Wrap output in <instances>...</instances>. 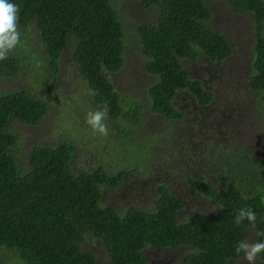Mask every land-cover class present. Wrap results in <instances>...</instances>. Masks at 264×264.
<instances>
[{
  "label": "trees",
  "instance_id": "16d2710c",
  "mask_svg": "<svg viewBox=\"0 0 264 264\" xmlns=\"http://www.w3.org/2000/svg\"><path fill=\"white\" fill-rule=\"evenodd\" d=\"M128 1H136L142 10L152 8L155 16L133 26L127 37L112 0H9L20 8L21 40L9 58L0 61V83L23 71L32 81L26 89L0 90V264L8 257L22 264H96L94 253L83 245L97 242L109 264H148L150 248H184L182 258L170 264H230L242 257L235 247L253 228L247 221L234 224L238 210L245 207L257 215L256 242L264 240V156L238 148L212 151L207 157L211 166L221 163L216 171L210 169L221 188L187 180L218 205L214 215L195 214L181 222L182 201L166 185L156 187L148 211H118L102 203L104 189L117 190L146 167L148 149L160 137L150 118L182 121L183 113L173 104L178 92H186L198 106L213 104L214 94L201 80L189 78L182 61L203 57L221 66L233 56L226 37L210 27L213 13L207 0ZM225 1L253 23L246 89L259 95L254 112L264 126V0ZM127 46L136 48L145 73L153 77L143 99L122 95L107 77L121 69ZM66 65L76 69L89 95L84 111L106 109V122L113 123L122 148L136 147L131 158L106 161L101 150L98 162L75 169L73 162L87 147L62 135L58 143H33L24 162L16 155L19 135L13 125L37 127L49 114L53 103L37 89L56 83ZM144 136L149 142L139 144ZM95 144L99 141L90 147ZM169 152H174L171 158ZM163 153L159 164L166 165V156L171 167L181 159L173 147L165 145ZM208 163L202 165L209 169ZM258 259L264 261V253Z\"/></svg>",
  "mask_w": 264,
  "mask_h": 264
},
{
  "label": "rangeland",
  "instance_id": "374dc122",
  "mask_svg": "<svg viewBox=\"0 0 264 264\" xmlns=\"http://www.w3.org/2000/svg\"><path fill=\"white\" fill-rule=\"evenodd\" d=\"M112 3L123 16V30L127 37L131 35L130 30L133 26L154 19L153 9L142 10L136 1L112 0ZM207 3L213 13L210 27L226 37L233 48V56L221 66L210 63L203 57H199L196 62L184 60L182 64L188 71L190 79L201 80L204 88L214 94L212 106L208 108L198 106L186 92H178L173 104L183 113L184 118L181 122L175 123L157 117L150 118L151 125L160 137H157L156 142L148 149L150 156L146 161V167L141 169L140 173L131 175L129 180L117 190L104 189L102 198L104 205H115L118 211L128 207L148 211L154 202L156 187L166 185L172 195L183 202L179 215L181 222L195 214L203 217L211 216L218 212V205L197 192L185 179L196 180L199 178L198 174H204L203 182L210 185L214 183L212 178L206 177L202 171L205 167L202 162L208 163L207 157L212 151L220 154L238 148L237 150L247 151L249 154L264 156V126L259 113L254 112L259 95L246 89L247 76L250 72L248 61L252 56L253 23L247 16L235 14L225 0H207ZM123 60L121 69L116 73L107 74V77L122 95L143 99L153 77L145 73L144 60L136 48L127 46ZM31 79L30 73L23 71L18 76L0 83V90L26 89ZM37 92L51 101L53 107L37 127L13 125V131L19 135V149L16 155L21 161H25L27 151L33 143H58L61 142L62 136L87 147L77 156L75 163L73 162L75 169L95 163L101 150L106 161L112 158L119 160L125 155L131 158L129 154L133 153L136 147L127 145L126 148H122L118 142L119 136L113 129V123L106 122L107 135L89 134L92 130L85 123L87 113L83 107L89 95L83 80L77 77L74 67L66 65L56 83L41 90L37 89ZM56 102L59 107L55 106ZM74 112L81 117L80 120L75 119ZM61 126L66 128H60ZM85 131L87 134L84 135ZM108 134L111 137L106 140ZM93 141H99V145L90 147ZM137 141L146 145L149 139L144 136ZM109 144L110 148H108ZM165 145L167 149L173 147L181 158L173 161L176 163L174 167L170 166L172 161L170 158L174 152H169L170 158L168 156L163 158L166 165L164 162V165L159 164L162 160L160 156L168 152L166 150L163 153ZM120 161L124 163L123 159ZM220 164L219 161L212 166L209 164L211 166L209 169L216 171ZM199 167L201 169H198ZM217 186L221 188L220 184ZM245 239L256 242V230L248 229ZM83 248L94 253L96 264H109V257L103 254L101 243L84 244ZM185 251L184 248L164 251L150 248L146 251V257L148 264H170L180 260ZM3 264L22 263L15 257H8ZM230 264H245V262L241 257ZM257 264H264V261L258 259Z\"/></svg>",
  "mask_w": 264,
  "mask_h": 264
},
{
  "label": "clouds",
  "instance_id": "9594fccd",
  "mask_svg": "<svg viewBox=\"0 0 264 264\" xmlns=\"http://www.w3.org/2000/svg\"><path fill=\"white\" fill-rule=\"evenodd\" d=\"M19 12L20 8L18 5L10 3L9 0H0V61H6L20 43ZM90 93L92 95L96 94L91 90ZM106 120L107 110L97 109L87 113L85 123L94 133L107 135ZM256 220L255 211L251 207H245L238 210L234 224L241 226L247 221L254 228ZM235 253L238 256L242 255L245 264H257L258 258L264 253V240H258L257 242H252L249 239L240 240L235 247Z\"/></svg>",
  "mask_w": 264,
  "mask_h": 264
},
{
  "label": "flooded vegetation",
  "instance_id": "af4514ba",
  "mask_svg": "<svg viewBox=\"0 0 264 264\" xmlns=\"http://www.w3.org/2000/svg\"><path fill=\"white\" fill-rule=\"evenodd\" d=\"M202 171L206 174V177H211L212 180L214 181L213 184L211 185H214V186H217V180L215 179V176L213 175V173L210 171V169L206 168V167H203L202 168ZM199 178L196 179V180H191V181H194V182H203V178L205 177L204 174H198ZM188 179H185V181L187 182ZM203 183H207V182H203ZM208 184V183H207ZM207 198V197H206ZM208 199V198H207ZM209 200V199H208Z\"/></svg>",
  "mask_w": 264,
  "mask_h": 264
}]
</instances>
